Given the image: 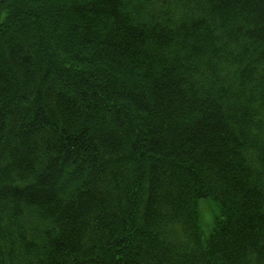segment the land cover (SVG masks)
Listing matches in <instances>:
<instances>
[{
  "label": "trees",
  "instance_id": "obj_1",
  "mask_svg": "<svg viewBox=\"0 0 264 264\" xmlns=\"http://www.w3.org/2000/svg\"><path fill=\"white\" fill-rule=\"evenodd\" d=\"M0 264H264V0H0Z\"/></svg>",
  "mask_w": 264,
  "mask_h": 264
}]
</instances>
